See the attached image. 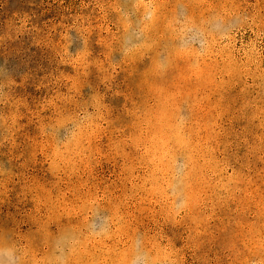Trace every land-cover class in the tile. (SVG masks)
I'll return each mask as SVG.
<instances>
[{
  "label": "rangeland",
  "instance_id": "374dc122",
  "mask_svg": "<svg viewBox=\"0 0 264 264\" xmlns=\"http://www.w3.org/2000/svg\"><path fill=\"white\" fill-rule=\"evenodd\" d=\"M0 264H264V0H0Z\"/></svg>",
  "mask_w": 264,
  "mask_h": 264
}]
</instances>
